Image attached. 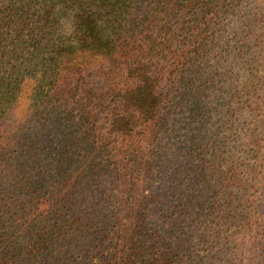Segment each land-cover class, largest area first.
I'll return each mask as SVG.
<instances>
[{"label": "trees", "instance_id": "trees-1", "mask_svg": "<svg viewBox=\"0 0 264 264\" xmlns=\"http://www.w3.org/2000/svg\"><path fill=\"white\" fill-rule=\"evenodd\" d=\"M0 264H264V0H0Z\"/></svg>", "mask_w": 264, "mask_h": 264}]
</instances>
